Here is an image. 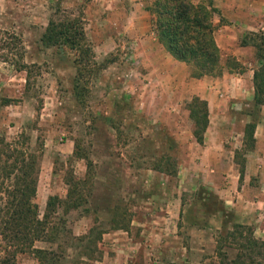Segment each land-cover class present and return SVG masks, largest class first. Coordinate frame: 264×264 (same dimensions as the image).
Here are the masks:
<instances>
[{
	"label": "rangeland",
	"instance_id": "rangeland-1",
	"mask_svg": "<svg viewBox=\"0 0 264 264\" xmlns=\"http://www.w3.org/2000/svg\"><path fill=\"white\" fill-rule=\"evenodd\" d=\"M262 1L223 0L215 8L220 61L214 74L193 79L240 76L261 63L258 55L264 60ZM131 2L0 0V137L40 153L32 202L43 221L0 228V264H228L235 257L226 246L231 211L208 190L198 164L187 110L195 95L189 84L161 83L178 72L161 65L164 49L149 58L135 50L126 30ZM53 12L81 20L92 57L42 45ZM184 78H192L188 68ZM223 94L215 91L217 99ZM48 196L63 202L43 218Z\"/></svg>",
	"mask_w": 264,
	"mask_h": 264
},
{
	"label": "trees",
	"instance_id": "trees-1",
	"mask_svg": "<svg viewBox=\"0 0 264 264\" xmlns=\"http://www.w3.org/2000/svg\"><path fill=\"white\" fill-rule=\"evenodd\" d=\"M146 9L151 15L150 29L157 42L173 59L186 65L190 77L199 78L216 72L220 53L213 38L216 26L212 23V16L216 9L212 6V0H198L196 3L190 0H152ZM40 41L46 47L68 48L85 59L92 57L82 22L77 17L58 18L53 12L47 20ZM258 60L261 63L252 70L251 75L252 99L254 105H264L263 55H258ZM225 65L231 69L235 65V60L232 57L227 58ZM187 110L193 126L191 135L200 145L207 126L206 102L193 96L187 105ZM253 127V123L244 125V149H248L252 143ZM75 151L74 147L73 153ZM40 156L39 152L35 155L29 152L19 139L6 141L0 137V199L4 197V203L0 207V228H15L14 226L18 225L29 228L32 225L43 224V221L37 218V206L32 202ZM236 163L240 180L243 163L241 160H236ZM154 169L166 171L165 168L158 166ZM67 194L70 196L69 190ZM62 202L63 200L56 196H48L43 218L46 217L47 212L55 209L56 204L60 205ZM224 215L226 216L223 212L222 217ZM230 219L231 228L226 233V237L231 239L232 244L226 246L234 248L236 254L228 264H251L253 255L259 258L257 264H263L264 241L251 235L250 226L235 223L232 214ZM42 230L39 229V233ZM16 233L15 230L13 238L17 237ZM220 249L221 244L216 241V254L223 258L224 254Z\"/></svg>",
	"mask_w": 264,
	"mask_h": 264
},
{
	"label": "crops",
	"instance_id": "crops-1",
	"mask_svg": "<svg viewBox=\"0 0 264 264\" xmlns=\"http://www.w3.org/2000/svg\"><path fill=\"white\" fill-rule=\"evenodd\" d=\"M131 1L133 9L129 11L130 23L126 28L127 36L135 38L132 42H135L137 48L135 50H139V55L149 58L152 50L161 52L163 47L157 42L150 29V13L146 9L147 0ZM222 1L212 0V6L220 8L224 5ZM251 2L263 4L262 0H251ZM212 23H215L213 18ZM213 38L216 46L219 47L215 36ZM143 39L145 40L143 45L138 47L137 42ZM161 53V65H164V69L171 67L178 71V75L166 76L161 79V83L165 86L175 85L176 88L189 84L187 90L190 95H195L206 102L207 126L202 136V143L197 145L200 149L198 164L205 166L201 171H205L203 180L207 183L208 190L217 195L221 204L231 211L235 223L250 226L257 236L264 239V107L258 105V111L254 108L251 80L253 69L248 68L240 76L189 78L185 81L186 65L173 59L166 51ZM162 72L161 68L160 73ZM219 89L224 92L223 95H219L221 99H217L215 95V91ZM226 93L234 97V100H228ZM235 106H239L238 109L245 106L248 108L243 112L234 113ZM256 112L262 113L263 116L256 118ZM228 113H230L229 117ZM233 114L235 117L232 116ZM237 123L240 124L235 127ZM247 123H253L254 127L251 134L252 143L248 149H244V125ZM236 160H241L243 163L240 180ZM197 171L192 170L188 175L197 176Z\"/></svg>",
	"mask_w": 264,
	"mask_h": 264
}]
</instances>
